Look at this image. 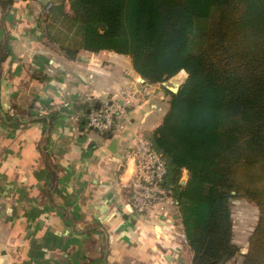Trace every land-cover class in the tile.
<instances>
[{
    "label": "crops",
    "instance_id": "0c3cea01",
    "mask_svg": "<svg viewBox=\"0 0 264 264\" xmlns=\"http://www.w3.org/2000/svg\"><path fill=\"white\" fill-rule=\"evenodd\" d=\"M5 1L0 114L9 141L0 264H193L185 228L166 213L134 211L125 186L134 170L125 155L135 134H150L165 121L183 125L185 103L175 96V80L180 87L183 79L153 83V93L131 106L125 125L112 137L103 135L89 126V111L140 78L131 56L82 49L69 58L47 35L50 0Z\"/></svg>",
    "mask_w": 264,
    "mask_h": 264
},
{
    "label": "trees",
    "instance_id": "16d2710c",
    "mask_svg": "<svg viewBox=\"0 0 264 264\" xmlns=\"http://www.w3.org/2000/svg\"><path fill=\"white\" fill-rule=\"evenodd\" d=\"M52 6L77 34L69 42L51 37L69 58L82 49L128 54L152 84L187 71L175 93L185 103L183 125L165 121L145 134L167 161L165 185L179 201L193 264L233 257L230 199L239 193L259 207L241 264H264V0H53ZM187 99L200 107L195 117Z\"/></svg>",
    "mask_w": 264,
    "mask_h": 264
},
{
    "label": "built area",
    "instance_id": "2783aa9c",
    "mask_svg": "<svg viewBox=\"0 0 264 264\" xmlns=\"http://www.w3.org/2000/svg\"><path fill=\"white\" fill-rule=\"evenodd\" d=\"M52 4L53 0H50L47 10ZM92 76L93 74L90 73L89 77ZM153 91V84L143 82L142 78L128 80L120 89L118 96L106 97L100 101L99 106L91 107L88 114L89 126L103 135L123 127L129 119L131 106L146 102ZM85 98L95 102L97 97L93 93H88ZM125 157L133 160V174L125 185L133 210L143 214L166 213L175 220L176 224L184 228L179 201L165 185L167 161L164 154L156 148L153 140L145 133H136L134 145Z\"/></svg>",
    "mask_w": 264,
    "mask_h": 264
},
{
    "label": "rangeland",
    "instance_id": "374dc122",
    "mask_svg": "<svg viewBox=\"0 0 264 264\" xmlns=\"http://www.w3.org/2000/svg\"><path fill=\"white\" fill-rule=\"evenodd\" d=\"M46 16L51 19L49 28L47 30V35L53 38V36L63 42H69L71 39H76L77 34L74 29L67 24L66 21L63 20L61 14L57 11H54L53 6L46 12ZM63 20V21H62ZM69 40V41H68ZM53 41V40H51ZM56 42V41H55ZM185 75L181 77H175L176 74L172 76V78H179L183 81L186 79ZM171 78V77H170ZM191 103V106L194 108L193 110V117L195 114H198L200 111V107L191 99H187ZM8 119V118H7ZM8 128L2 119L0 114V209H1V202L5 194H3L2 183H3V159L5 157L6 146L8 143ZM186 176V177H185ZM188 177V171L184 170L183 180L186 181ZM234 191V190H233ZM232 191V192H233ZM236 193V192H233ZM231 208H232V223L233 227L231 230L232 235V246L231 251L233 253V257L228 261L232 262L235 259H241V252L242 249L245 253L248 251L249 245V237L252 234L254 228L259 219V207L258 204L246 197L242 194H236L234 197H231ZM247 248V249H246ZM242 260V259H241Z\"/></svg>",
    "mask_w": 264,
    "mask_h": 264
},
{
    "label": "water",
    "instance_id": "95a60500",
    "mask_svg": "<svg viewBox=\"0 0 264 264\" xmlns=\"http://www.w3.org/2000/svg\"><path fill=\"white\" fill-rule=\"evenodd\" d=\"M140 78H142V75H140ZM175 83H176L177 87L179 88V84H180V82H178V81L175 80ZM178 88H177V89H178ZM96 105L99 106V105H100V102H98ZM110 136L112 137V134H110ZM110 148H111L114 152L117 151V140H116V139H113V140H112V143H111V145H110ZM233 192H236V191L234 190Z\"/></svg>",
    "mask_w": 264,
    "mask_h": 264
},
{
    "label": "bare ground",
    "instance_id": "6f19581e",
    "mask_svg": "<svg viewBox=\"0 0 264 264\" xmlns=\"http://www.w3.org/2000/svg\"><path fill=\"white\" fill-rule=\"evenodd\" d=\"M184 74H187V71L185 69H182L180 72H178V75L176 77L184 76ZM176 79H178V78H176ZM173 80H175V78Z\"/></svg>",
    "mask_w": 264,
    "mask_h": 264
}]
</instances>
